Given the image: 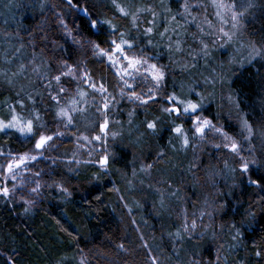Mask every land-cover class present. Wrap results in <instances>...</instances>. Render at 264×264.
I'll list each match as a JSON object with an SVG mask.
<instances>
[{"label": "trees", "instance_id": "obj_1", "mask_svg": "<svg viewBox=\"0 0 264 264\" xmlns=\"http://www.w3.org/2000/svg\"><path fill=\"white\" fill-rule=\"evenodd\" d=\"M20 1L22 3L19 2V7L12 9L7 6L0 12V50H4L6 57L11 60L6 69L3 68L7 64L0 62V120L7 122L14 109L15 114L22 116L24 120L31 119L33 124L38 125L39 128L35 131L36 139L41 133L56 137L47 151L40 154L42 157L30 166V175L33 177L26 178L24 184L18 185L9 197L0 195V264H148V251L158 258L159 264H191L192 261L193 264H197V261L206 264L207 259H210L209 263L212 264L215 257L227 264H264V254L261 257L256 256L257 251L264 250V192L249 183V178L257 180L264 176V146L256 148L257 142L252 145V141L242 143L244 150L241 152L246 156L245 160H256L257 163L250 166L247 178L240 174L243 184L240 183L237 191L230 190L227 179V183L218 190V205H214L222 214L218 215L216 221L213 220L212 227L217 229V224L220 223L226 225L225 230L220 233L221 236H236L240 230L239 237L235 239L240 240V248L229 251L224 245L218 246L221 236L212 241L210 229L205 237H189L183 232L179 220L175 224L170 223V219L163 220L160 227H163L164 232H159L158 221L154 222L153 218L142 212L137 216L136 209L131 211L129 208L128 211L127 206L120 203V197L116 193L120 190L125 194L126 183L130 178L126 170L131 165L137 167L148 153L155 157L159 151L165 150L162 143L164 129L161 128L163 121L167 122L165 116L161 115V112L150 113L149 110L133 113L132 116L135 115L137 121L134 124H138L140 131L136 130L138 126L131 131L138 135L140 140L135 138L136 145H130L128 142L131 138L128 139L127 135L131 131L128 128L121 140L113 141V135H110L104 153L101 150L96 153L97 160L104 155L109 158L105 173L94 164L95 159L89 152L80 150L75 144L79 139L77 126L64 128L66 120L58 113L61 108L66 110L81 93H86L85 117L76 116L73 124L83 121L84 118L86 135L91 136L93 133V138L101 133L99 125L104 123L105 117L97 111V106L102 109V101L98 96L86 91V82L81 77L87 70L96 83L102 78L108 80L109 68L93 54L92 46L88 42L100 44L104 48L105 41L110 36L107 31L94 33L88 27L87 19L69 9L64 0ZM160 1L157 6H160ZM168 2L169 0H166V4ZM74 3H77L78 7L88 8L100 19L108 18L115 26L125 23L121 18L124 16L118 14L119 10L112 0H74ZM116 3L131 11L130 13H138V7L142 4L141 1L136 4V0H116ZM255 4L249 11L252 15L246 22L245 34L248 35L249 41L262 44L264 50V0L259 3L255 0ZM57 13L63 16L68 28L72 29V36L66 35L61 28ZM138 15L143 13L140 11ZM126 18L132 19L131 15ZM135 26L139 27L138 18ZM128 33L134 35L137 32ZM73 37L76 42H73ZM21 55L25 56V59L18 61L17 58ZM22 64L25 66L23 73L28 71L24 82L26 91L15 92L12 78L14 73H19ZM65 64L68 67H65ZM77 64L80 65L79 69ZM250 65L242 72L240 67H233L235 76L229 91L232 92L233 103L238 102L236 106H239L240 114L249 121L255 131L264 133V59L259 58ZM34 67L38 69L37 72L33 71ZM69 67L72 69L71 74L62 75L59 82L52 79L61 72H68ZM199 69L202 68L198 67L194 71L195 75ZM3 70L7 71V76L3 75ZM205 71L200 70L201 73ZM189 72L190 70V75ZM186 75L187 73H182L180 78L174 77L172 89H175L176 83H189L185 79ZM78 78L80 81L76 83ZM81 82H85L86 89ZM61 88L64 89L63 92L60 91ZM107 90L115 98L117 92L113 89ZM221 105L219 99L215 106L218 116L223 115ZM120 108L127 112L131 110L128 106ZM228 112L233 116L232 111ZM128 118L129 116L125 120ZM153 118L158 119V123L155 133L151 134L146 125L153 121ZM237 118L232 121L236 123ZM239 131L243 132L242 126ZM57 132L63 135L70 133L73 136L63 140V135L57 136ZM113 133L114 127L111 131V134ZM115 138H118V134ZM34 144L35 139H25L14 131H9L7 135L0 133V151L4 153L0 155V164L6 161L9 155L34 154ZM226 159L229 162L230 157ZM197 160H201V179L193 169ZM162 161L158 165L164 166V176L168 182L174 181L175 187H179L181 192H186L190 201L196 200L192 202L194 211L204 209L205 204L209 202V196L213 201V182L216 179L209 178L215 173V166L212 160L210 161L206 149H203L197 159L196 156L188 157L179 166L178 158L176 164L175 159L166 154ZM117 171L121 172L116 173ZM227 175L230 178L229 173ZM186 178L188 183H183ZM2 182L3 179L0 178V188ZM37 182L40 185L39 191L33 193L31 190L36 187ZM260 184L264 186V179L260 180ZM6 186L14 184L8 182ZM61 186L67 191L59 193ZM139 195L152 204H158V198L155 200L144 188H141ZM174 199L176 200V197L171 198L169 206L164 207L167 213L173 214L172 208L176 204L173 203ZM161 208L160 213L164 211ZM233 210H236L235 215ZM238 217L242 218L239 220ZM133 220L137 224L142 221L146 227L145 230V227L140 225L143 231L141 239L137 237L138 225L134 226ZM207 226L205 227L208 228ZM142 241L147 248L144 249L141 245L144 244ZM120 244L124 245V250L119 249ZM216 247L219 248L218 254H214Z\"/></svg>", "mask_w": 264, "mask_h": 264}, {"label": "rangeland", "instance_id": "obj_2", "mask_svg": "<svg viewBox=\"0 0 264 264\" xmlns=\"http://www.w3.org/2000/svg\"><path fill=\"white\" fill-rule=\"evenodd\" d=\"M137 1L142 2V4L139 5L138 9L143 13V15H138L137 17L139 27L134 26L132 23V19L126 18L127 16L121 17L125 23L122 22V24L116 26L118 31L116 35L111 36L110 39L118 40L120 32H123L125 34V38L129 39V31L137 32L138 36L135 37V39H131V41L129 40L134 45H138V48L134 47L133 52L139 53L140 49H144V58L148 59L150 64L154 63L157 64L158 67H163V70L165 72V79L161 83L159 88H155L153 87L154 82H152L150 78L146 81L140 80L139 77L137 78V81L134 83V88L137 94L144 95L145 98H147V93L149 92V90H151L152 94L155 97L154 100H149V103L146 105H141L139 101L134 102L133 100H130L128 97L131 95V91L128 89H124L125 95L121 97L120 92L121 88H123V85L122 83H120L119 78L113 75L114 70L109 71V74L107 75L108 80H106L105 78H102V80L99 81L97 80V84L103 82L104 86L107 89H113L117 92L114 99L111 95L106 101L109 103V110L107 112L106 117L104 115L103 116L108 121V127L106 132H101L99 134L101 136V141L103 142L102 143L101 141H95L91 137L93 133L90 134L91 136L86 135L87 130L83 122L84 118L83 121L80 120L79 122L73 124L72 127L77 126V136H79V139L76 140L75 144L78 145V148L80 150H86L87 152H89L92 158L95 159L94 164L100 167L99 161L101 159H96V153L98 150H101L104 153V147L107 146L109 137L110 135H112L111 131L113 127L114 133L118 134V138H114L113 141H115L116 139L121 140L120 138L122 135H125L124 133L127 128L131 131L132 128L138 126V124H134L135 122H137L134 118L135 115L132 116V114H136L138 110H149L151 111L150 113L161 112L162 115L166 114L163 112V109L165 107H168V104L165 103L167 96H169L167 91V87L169 86L168 82L174 81V77L180 78V74L182 73H187L185 79H187L189 83H176V85H174L175 89H173V94H176L181 98L192 99L193 102L202 101V111H212L211 101L215 104L220 99V102L222 103L220 109L223 111V115L218 116L217 114H214L216 113V105H214L215 109H213L214 113H212V115L202 111L200 112V115L204 119L211 120L212 124L216 128H220L222 133L227 134L228 137H231L233 140H235L241 146L242 150H244L242 147V143L245 141L246 143L252 141V145L256 144L257 142L256 148L259 146L263 147L264 133L257 132L253 129V135L248 138V133L244 130V128L243 132L241 133L240 131L237 132L236 129L232 127V123H235V121H232V119L237 118V116L238 118L236 119L235 124L238 130L240 126L243 127V121L247 120L245 117H243L242 114H240L241 110L239 106H236V103L238 102L233 103V101L231 100V98L234 99L232 96V92L229 91V86L235 76V70L233 69V67H240V72H242L245 68L251 66L250 64L252 62L260 58L257 57L255 60H251V62H249L253 54V47L255 46L256 48L262 49V44H259L256 41L254 43L251 42V40L249 41L248 35L245 34V31L247 30L246 22L250 19L252 15V13L249 12L250 10L240 21L239 27L233 29L229 17L226 14L222 13L224 16L223 21L217 17V11L221 10L217 9L214 6L213 0H169L168 4H166V0H161L159 2L160 6H157L159 0H136V4ZM180 1H183V3H181L179 6ZM259 1L260 0H257L258 3ZM19 2L21 1L14 0L13 6H11V8L15 9L16 7H19ZM185 2H187L191 6L189 9L191 13L190 16L187 13H184L183 5L185 4ZM216 2H221V0H216ZM222 2L228 3L229 0H222ZM7 6L10 7L8 0H0V12ZM144 7H146V9L150 8L152 11H144ZM118 14L123 16L120 12H118ZM254 15L258 16V14ZM173 16L176 17L175 20L172 19ZM192 17H196L195 22H192ZM153 25H162V31L159 32L155 30L156 37L153 35V30L150 34L145 35V29L153 28ZM193 28L195 30L191 31L193 30ZM221 28H223L224 31L229 33L231 39L223 35V33L220 31ZM201 40H205L207 42H201ZM149 41H151L150 44ZM204 45H207L206 49L204 48ZM171 46H180V49H182V51L179 53V49L178 51L170 52ZM1 47L2 45L0 46V48ZM107 47L108 45L106 43V47L104 48ZM24 59L25 56L23 55H21L20 58H17L18 61ZM9 60L10 59L6 57V54H4V50L1 49L0 62L7 64V66L3 69H6L11 63V60ZM101 60H103V63L106 64V66L108 67L107 58H100V61ZM198 67H201L202 69H199V71L195 75L194 71L197 70ZM189 70L190 75L188 74ZM200 70L206 71L200 73ZM27 73L28 71L25 74L19 71V73L14 75V78H12V84L14 85L13 88L15 92L26 91V86H24V82ZM3 75H8L6 70L3 72ZM228 75L229 77H227ZM78 81H80L79 78L76 83ZM81 83L84 88L86 86V88L88 89L86 91H89L92 95L98 96L101 99V96L98 93H94L93 90L88 86L87 82L86 84L85 82ZM130 83L133 82L130 81ZM197 85L199 86L198 89ZM48 86V88H50V85ZM195 93H199L200 95L196 96ZM170 95H172V93H170ZM86 102L87 94L85 93V95L78 96L77 100L71 102L66 107V110L72 108L77 109V111L71 113L73 116V123L76 121V116L78 118L80 117V115L85 117ZM121 106H128L131 108V110L127 112L126 110L121 109ZM151 107L152 109L150 110L149 108ZM81 109L83 111H80ZM228 110L233 112V116L228 112ZM125 112H127V114H125ZM140 115H142V113H140ZM127 116H129V118L125 120ZM187 118V116H182L180 119H176L175 117L168 116L166 120H168L170 125L168 124V122L163 121L161 128L166 129V132L164 134L162 143L164 144L165 150L159 151V153L155 157L152 153H148V156L144 160H142L137 167L131 165L129 169L126 170L127 172H129L130 178L127 180L126 183L125 194L120 192V190L119 193L116 194L118 197H120V203L122 205L124 204L127 206L128 211L129 208L131 211L136 209L137 216L144 213L146 216L153 218L154 222L157 223L158 221L159 232H164L163 227H160V224L161 222H163V220L170 219V223L172 224H175L177 220H179L183 232L189 237H205L206 232H208V229H210L209 233L211 235V240L214 241L217 237L221 236V231H224L226 227V225L223 226L222 223L217 224V229H214L212 227L213 220L216 221L218 215L222 214L221 212L219 213L214 206L218 205V190L222 188L224 183H227V179H229L228 183L230 185V190L237 191L240 188V183L243 184V181L240 180L241 172L239 171V157H237L229 149L223 148L222 145L228 141H225L224 136L218 134L214 130H206V135L204 136V139L201 140L198 135L193 133V125L191 121L188 119V123H186L185 119ZM152 120L158 119L153 118ZM177 120L181 121L185 132L189 136L188 147H184L182 145V140L178 138L175 133L169 131V128L179 125V122ZM173 123H175L174 126ZM63 127L66 128L64 124ZM33 128L35 132L36 129H38L39 127L35 123L33 124ZM146 129H148L147 125ZM136 130L140 131L139 126L136 128ZM149 131H151L150 133L152 134L153 131L150 129ZM64 133H66V130L64 131ZM170 133L173 134L170 135ZM57 136H60L59 132H57ZM72 136L73 135L70 133L69 135L64 134L63 140H68V138L71 139ZM84 137H87V139H84ZM127 137H129L128 139L131 138V141L128 142L130 145H136L134 139H139L138 135L134 134L132 131L127 135ZM53 141L50 142V146ZM217 144L221 145L220 149H217L215 147V145ZM203 149H206V151L209 153L210 161L212 160V163L215 166V173H212V175L214 176H210L209 174L210 180H213V178L216 179V181L213 182V187L215 188V195L213 201L209 196V202L208 204H205L204 209L200 211H194L192 209V202H196V200L190 201L186 195V192H181V189L179 187H175L174 181L170 180L172 182L170 184L167 178L164 176V166L159 167L158 164L162 161L164 154H166L169 157L175 159L176 164L178 158L179 166L182 165V163L187 160L188 157L194 158L199 151L200 153H202ZM76 153L82 152L76 151ZM40 154L41 153L35 151L34 154L29 155H37L38 159H40L42 157ZM240 154L243 157H246L245 155H243L242 152ZM9 156L10 157L6 158V161H3V163L1 162L0 164V166H3L5 169V171H0V178L3 179L2 187L6 186L8 182L14 184V186H7L10 190H12L18 185L22 186L26 178L33 177L32 175H30V166L35 163V161L38 159H36L35 161H30L27 167L17 170L16 178L13 180L11 178H8L6 168L11 157H16L19 155ZM67 156L68 155H66V157ZM199 156H201V154ZM199 156H196V159ZM229 157V162H227L226 164V158ZM161 163H163V161ZM149 165L151 167H149ZM201 167V160H197L193 164V169L199 170V168ZM119 172L121 171H117L116 173ZM181 172L185 173L183 170H181ZM228 173L230 178L227 177ZM236 173L239 176H237ZM242 176L244 178H247L249 176V172L243 174ZM176 179H178V175H176ZM221 180L223 181L219 183ZM183 183H188L187 178L184 180ZM141 188H144L148 192H150L155 200H157L158 198V204H152L151 201L140 198L139 191L141 190ZM58 191L59 193L62 192L60 188L58 189ZM180 193L182 194L181 196L179 195ZM159 195L160 197H158ZM174 197H176V200L174 199L173 203L176 204L175 207L172 208V212L174 214L173 215L171 213H167L164 210V207L169 206L168 202L171 198ZM142 200L144 201L142 202ZM179 202L180 204L178 205ZM148 206L151 208L149 209ZM159 208H161V210H164L165 212L161 211L160 213ZM233 214H236V210H233ZM142 216H140L141 220H143ZM241 218L238 217L239 220ZM193 219L196 220L197 224V228L194 230V233L185 232V222L190 224ZM147 221L150 222L148 219ZM141 222L137 224L136 221L133 220V225H138V230L136 229V233L139 239L143 238V231H141L142 228H140V225L145 227ZM206 225H208V228L205 227ZM149 227L151 228V223ZM166 230L167 229L165 228L164 234L167 233ZM238 231L240 233V230ZM233 237L234 234L222 235L217 245L220 247L224 245L225 247H228L229 251H233L238 247L240 248V240H235L233 239ZM143 242L144 241H142V243ZM144 244L141 245L144 247ZM218 251L219 248L216 247L214 249V254H218ZM151 255H153L152 252ZM146 260L148 264H152V261L151 259H149V257ZM209 262L211 263V260L207 259L206 264H210ZM193 263L194 261L191 262V264ZM196 263L202 264L201 261H197ZM212 264L227 263L224 260L220 262L218 258L215 257Z\"/></svg>", "mask_w": 264, "mask_h": 264}, {"label": "snow or ice", "instance_id": "obj_3", "mask_svg": "<svg viewBox=\"0 0 264 264\" xmlns=\"http://www.w3.org/2000/svg\"><path fill=\"white\" fill-rule=\"evenodd\" d=\"M8 2L10 7L13 6L14 0H8ZM64 2L67 4L68 8L73 10L77 15H79L80 13L83 14V16L87 19L88 27L94 33L101 34L103 31H107L108 36L110 37L116 35L118 29L112 23V21L108 19H100L96 17L95 14L93 12H90L88 8L78 7L77 3H74V0H64ZM112 3L118 8L119 12L123 16L131 15L132 23L134 26L136 25L138 13H130L124 7H121L119 4H117L116 0H112ZM213 3L217 9L221 10V11H217L216 13L217 17L223 21L224 20L223 14H226L229 17L233 29L238 28L240 25V21L244 18L245 14L248 13L250 9L256 6L255 0H229L228 3H223L222 0L221 2H216V0H213ZM190 7L191 6L187 2H185V4L183 5L184 13H187L189 16L191 15L189 11ZM144 11H152V10L149 8V9H145ZM57 19L59 20L60 26L65 31L66 35L72 36L73 35L72 29L68 28V24L65 22L63 16L57 13ZM172 19L175 20L176 17L173 16ZM195 20L196 17H192V22H195ZM224 22H229V21H224ZM73 27L74 28L76 27L75 21L73 22ZM220 31L223 33L225 37L231 39L229 33L224 31L223 28H221ZM151 32H152V28H147L145 29L144 34L148 35ZM131 39H135V37H132ZM73 42H76L75 37H73ZM88 43L91 44L92 52L94 55L100 58H107L109 70L110 71L114 70L113 75L118 77L120 83H122L123 85V88H121V92H120L121 97L125 95L124 89H128L131 91V95L128 98L130 100H133L134 102L139 101L141 105H146L149 103V100L155 99L151 90H149V92L147 93V98H145L144 95L137 94L134 88V83L137 81L138 77L142 81H146L150 78V80L154 82L153 87L155 88H159L161 83L165 79V72L163 70V67L162 66L158 67L157 64L154 63L150 64L148 59L144 58V49H140L139 53L133 52L134 47L138 48V45H134L129 41V39H126L125 34L123 32L119 33L118 40L109 39L105 41V43H107L108 45L107 48H102L100 44H96L91 41H89ZM150 43L151 41H149V44ZM204 48L206 49L207 45H204ZM16 51L18 52L19 49H17ZM252 51L253 54L249 62H251V60H255L257 57L264 59V50L260 48H256L254 46ZM101 62H103V60H101ZM65 67H68V65L65 64ZM79 67L80 65L77 64V69H79ZM19 71L21 73L25 71V66L23 64L20 66ZM33 71L37 72L38 69L34 67ZM71 73H72V69L69 67L68 72H61L60 75H56L52 79H54L56 82H59L62 75H69ZM13 75H16V73H14ZM81 79L87 82L88 86L93 90L94 93H98L101 96L102 109L99 106H97V111L101 112V114L106 117L107 112L109 110V103L106 101L111 96V94L108 93V90L104 86V83L101 82L97 84L95 81H93L90 75L87 73V70H85ZM130 81H132L133 83H130ZM49 83H51V81H49ZM60 91L63 92L64 89L61 88ZM81 95H85V93H81ZM195 95L199 96L200 94L195 93ZM53 99H55V97H53ZM165 103L168 104V107H165L163 109V112L171 117H175L176 119H180L182 116H187L193 125L192 128L193 133L198 135L201 140L204 139V136L206 135V130H214L218 134L223 135L225 141L228 142L224 143L222 146L225 149H229L232 153H234L237 157H239V164H240L239 171L241 172L242 175L248 173L250 170V166L257 163L256 160H252V161L245 160V158L240 154L242 151L241 146L231 137H228L227 134L222 133L220 128H216L212 124L211 120L204 119L200 115V112L203 110L202 101L193 102L192 99L181 98L176 94H172L167 96ZM21 107H23V105H21ZM75 111H77V109L75 108L68 110L61 108L58 115H60L66 120L65 127H70L73 125V116L71 113ZM80 111L83 110L81 109ZM157 123L158 120H153L151 122H148L147 128L152 130L153 133H155L157 129ZM99 127L101 132H106L108 127L107 119H105L104 123L102 125H99ZM243 128L245 131H247L248 138H250L253 135V128L248 123L247 120L243 121ZM9 131H14L16 133H19L20 136L28 140L35 139L34 151L41 154L44 151H47V148L50 146V142L53 141L52 135H44L42 133L39 134V138L36 139L35 138L36 133L34 132V128H33V121L31 119L24 120L22 116H18L17 114H15L14 109H13V115L7 122L0 120V133H4L5 135H7ZM169 131L175 133L176 136L182 140V145L184 147L189 146V136L185 132L183 125H176L174 127H171L169 128ZM59 135H63V133H59ZM112 135L113 138H115L116 134L113 133ZM84 139H87V137H84ZM93 139L95 141H101V136L97 135L93 137ZM215 147L217 149H220L221 145L217 144L215 145ZM0 155H4V153L0 151ZM36 159H38L37 155H29L27 153L16 157H11L6 168V171L8 173V178L14 180L17 175V170L27 167L30 161H35ZM108 162H109V158L107 155H104L99 161L100 167L105 171V173L107 172ZM149 167L151 166L149 165ZM0 171H5L3 166H0ZM36 175H39V173H36ZM262 179H264V176L260 177L257 180H253L249 178V183L259 188L261 192H264V186L260 184V180ZM39 188L40 185L37 182L36 187L32 188L31 191L33 193H38ZM60 190L64 192L67 191V189L64 188L63 186L60 187ZM15 191H16L15 188L10 190L7 186H4L0 188V195H2L3 197H9ZM25 203H27V201H25ZM249 214L253 215L252 213ZM196 228H197V224L195 219H193L190 224H188L187 222H185L184 224L185 232L194 233V230ZM176 235L177 238H179V233H177ZM239 235L240 233L239 231H237L236 236H234L233 239L238 238ZM118 247L119 249L124 250L123 244H120ZM144 247L147 248L148 246L145 244ZM262 254H264V250L256 252L257 257H261ZM148 255H149V259H151L152 261V264H159L158 258L152 256L150 251Z\"/></svg>", "mask_w": 264, "mask_h": 264}, {"label": "flooded vegetation", "instance_id": "obj_4", "mask_svg": "<svg viewBox=\"0 0 264 264\" xmlns=\"http://www.w3.org/2000/svg\"><path fill=\"white\" fill-rule=\"evenodd\" d=\"M181 3H183V1H180V3H179V6H180V4ZM152 30H153V35L156 37V33H155V30H158L159 32H161L162 31V25H159V26H154L153 25V28H152ZM195 29L193 28V30H191V31H194ZM128 35H129V40L131 41V38L132 37H137L138 36V33H136V34H134V35H131V34H129L128 33ZM111 37H109L108 38V40L110 39ZM201 42H207V41H205V40H201ZM204 44V43H203ZM180 49V46L179 47H172L171 46V48H170V52H175V51H178ZM182 51V49H180L178 52L180 53ZM201 73V72H200ZM196 78H197V76H196ZM173 82L174 81H170V82H168V87H167V91H168V95H170V93H174L173 92V89H172V84H173ZM171 84V85H170ZM194 85V84H193ZM196 87V86H195ZM194 87V88H195ZM199 88V86L197 85V89ZM215 102V101H214ZM219 102V100L217 101V103ZM214 105H216V103L214 104L212 101H211V107H212V111H202V112H205V113H208V114H210V115H212V113H214L213 112V109H215V107H214ZM216 110V109H215ZM214 114H216V113H214ZM161 115H162V113H161ZM164 116H165V118L164 119H166V118H168V116L169 115H166V114H164ZM160 119H161V116H160ZM178 121V120H177ZM185 121H186V123H188V118L187 119H185ZM151 122V121H150ZM167 122H168V120H167ZM179 122V125H182V123H181V121H178ZM168 124L170 125V123L168 122ZM174 124L175 123H173V126H174ZM227 126V125H226ZM234 126H236V124L235 123H232V127H234ZM229 127V126H228ZM235 128V127H234ZM236 129V128H235ZM148 131H149V129H147ZM236 131L238 132L239 130L238 129H236ZM149 132H151V131H149ZM165 132H166V129H164V132H163V136H164V134H165ZM173 134V133H172ZM171 133H170V135H172ZM237 134V133H236ZM166 135H167V133H166ZM201 153H200V151L198 152V154H196V156H199ZM228 162V161H227ZM226 163V162H225ZM195 171H196V174H197V177H200L201 176V173H202V167L201 168H199V170H196L195 169ZM223 180H221L219 183H221ZM170 184H171V182H169Z\"/></svg>", "mask_w": 264, "mask_h": 264}, {"label": "water", "instance_id": "obj_5", "mask_svg": "<svg viewBox=\"0 0 264 264\" xmlns=\"http://www.w3.org/2000/svg\"><path fill=\"white\" fill-rule=\"evenodd\" d=\"M80 14H82V13H80ZM82 16H83V14H82Z\"/></svg>", "mask_w": 264, "mask_h": 264}]
</instances>
